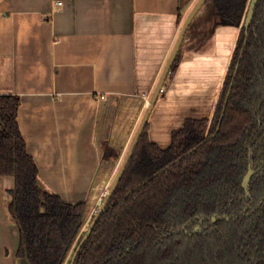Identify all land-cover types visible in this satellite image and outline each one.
I'll return each mask as SVG.
<instances>
[{
	"label": "crops",
	"instance_id": "crops-1",
	"mask_svg": "<svg viewBox=\"0 0 264 264\" xmlns=\"http://www.w3.org/2000/svg\"><path fill=\"white\" fill-rule=\"evenodd\" d=\"M197 2L0 0V94L19 97V131L44 188L91 213ZM200 11L149 117L161 148L186 119L212 117L238 37L237 27L197 20ZM103 144L120 151L117 161L102 160ZM13 185L0 177V264H28L8 211Z\"/></svg>",
	"mask_w": 264,
	"mask_h": 264
},
{
	"label": "trees",
	"instance_id": "trees-1",
	"mask_svg": "<svg viewBox=\"0 0 264 264\" xmlns=\"http://www.w3.org/2000/svg\"><path fill=\"white\" fill-rule=\"evenodd\" d=\"M249 1L206 0L215 25L239 28L213 115L186 119L166 148L150 141L146 124L74 264H264V0L246 30ZM179 59L180 50L170 73ZM18 107V96L0 94V177L14 181L8 211L19 234L17 257L69 264L86 233L87 203L64 202L42 186ZM119 157L102 145L103 161Z\"/></svg>",
	"mask_w": 264,
	"mask_h": 264
},
{
	"label": "water",
	"instance_id": "water-1",
	"mask_svg": "<svg viewBox=\"0 0 264 264\" xmlns=\"http://www.w3.org/2000/svg\"><path fill=\"white\" fill-rule=\"evenodd\" d=\"M206 0H198V2L196 3V5L194 6V8L191 10V12L189 13V15L187 16V18L185 19L183 25H182V28L179 32V35L177 37V40L175 42V45H174V48L170 54V57L165 65V68L162 72V75L159 79V82L154 90V93L153 95L151 96V99L149 101V103L147 104V108H146V111L141 119V122L137 128V131L135 132V135L130 143V146L127 150V153L123 159V162L117 172V174L115 175L113 181L111 182L106 194L104 195L103 199H102V203H101V206L99 208V212L96 214V216L93 218L92 222L89 224L87 230H86V233L84 234V236L82 237V239L80 240L78 246L76 247L75 251L73 252L72 256H71V259H70V262L69 264H74L75 263V260H76V257H77V254L81 248V246L83 245V243L88 239L92 229H93V226L95 225L96 221L98 220V218L101 216V214L103 212H105L106 210V205L110 199V197L112 196V194L114 193L120 179L122 178L124 172H125V169L133 155V152L138 144V141L145 129V126L146 124L148 123L149 121V117L151 115V112L154 108V105L155 103L157 102L158 100V97L160 95V93L162 92V88L164 86V83L166 81V78L167 76L169 75L170 71H171V68L173 66V63L177 57V54L181 48V45L184 41V37L186 35V32L188 31V28L190 26V24L192 23L193 19L195 18V16L198 14V12L201 10V8L204 6ZM256 3H257V0H250L249 1V4H248V7H247V10H246V13H245V17L243 19V23L242 25L245 27V29L247 30L249 25H250V22L252 20V17H253V14H254V9H255V6H256ZM254 171H253V166H252V163H249L248 164V169H247V172L246 174L244 175L243 179H242V189L245 191V197L248 196V186H249V179L251 178V176L253 175ZM216 219V217H212L210 220L212 222H214ZM205 221V218H203L201 220V222ZM197 229V228H196Z\"/></svg>",
	"mask_w": 264,
	"mask_h": 264
},
{
	"label": "rangeland",
	"instance_id": "rangeland-1",
	"mask_svg": "<svg viewBox=\"0 0 264 264\" xmlns=\"http://www.w3.org/2000/svg\"><path fill=\"white\" fill-rule=\"evenodd\" d=\"M212 14H213L212 13V6L209 5V4H204V6L201 8V11H200L199 15L196 17V19L198 20V18H200V17H208V18L211 17L212 18L213 17ZM193 24H195V23H193ZM190 32H191V29H189V33ZM119 168H118V170H119ZM118 170H117V172H118ZM117 172H116V174H117ZM109 186H110V184L106 186V188L104 189L103 193L100 195V198L95 202V205H94L93 209L97 207V205H98L99 202H101V200L103 199L104 195L106 194ZM90 220H91V213L89 214L88 220H87L86 224L84 225L82 231L87 230ZM75 246H76V244L73 245V247H72V249H71V251H70L69 254H72V251L74 250Z\"/></svg>",
	"mask_w": 264,
	"mask_h": 264
},
{
	"label": "built area",
	"instance_id": "built-area-1",
	"mask_svg": "<svg viewBox=\"0 0 264 264\" xmlns=\"http://www.w3.org/2000/svg\"><path fill=\"white\" fill-rule=\"evenodd\" d=\"M57 5H61V3L58 2ZM101 99H104V97H101ZM101 203H102V200H101V202L98 203V205H97L96 208L92 209V211H91V218L92 217H95L96 214L99 212V208L101 206Z\"/></svg>",
	"mask_w": 264,
	"mask_h": 264
},
{
	"label": "flooded vegetation",
	"instance_id": "flooded-vegetation-1",
	"mask_svg": "<svg viewBox=\"0 0 264 264\" xmlns=\"http://www.w3.org/2000/svg\"><path fill=\"white\" fill-rule=\"evenodd\" d=\"M242 23H243V21H242ZM197 228V227H196Z\"/></svg>",
	"mask_w": 264,
	"mask_h": 264
}]
</instances>
